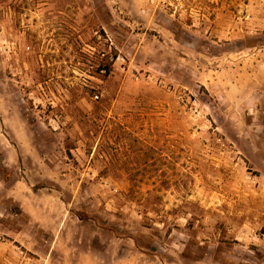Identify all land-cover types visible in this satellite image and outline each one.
<instances>
[{"label":"rangeland","instance_id":"374dc122","mask_svg":"<svg viewBox=\"0 0 264 264\" xmlns=\"http://www.w3.org/2000/svg\"><path fill=\"white\" fill-rule=\"evenodd\" d=\"M0 264H264V0H0Z\"/></svg>","mask_w":264,"mask_h":264},{"label":"trees","instance_id":"16d2710c","mask_svg":"<svg viewBox=\"0 0 264 264\" xmlns=\"http://www.w3.org/2000/svg\"><path fill=\"white\" fill-rule=\"evenodd\" d=\"M117 58V55L115 54L114 59ZM111 64L109 62H106V60H103L100 63V71H105L106 74H109L111 72Z\"/></svg>","mask_w":264,"mask_h":264}]
</instances>
